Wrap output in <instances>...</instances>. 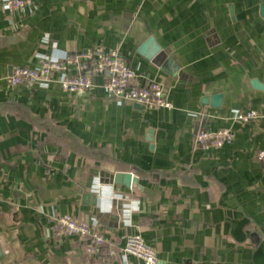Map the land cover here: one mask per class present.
Here are the masks:
<instances>
[{"label": "crops", "instance_id": "crops-1", "mask_svg": "<svg viewBox=\"0 0 264 264\" xmlns=\"http://www.w3.org/2000/svg\"><path fill=\"white\" fill-rule=\"evenodd\" d=\"M32 1L23 15L0 0V264H106L105 248L89 258L52 230L61 214L99 222L118 246L110 264H141L120 256L132 234L160 264H264V0ZM96 48L118 49L174 107L118 102L101 77L81 95L58 73L8 89L40 54ZM206 121L234 140L200 147Z\"/></svg>", "mask_w": 264, "mask_h": 264}, {"label": "built area", "instance_id": "built-area-1", "mask_svg": "<svg viewBox=\"0 0 264 264\" xmlns=\"http://www.w3.org/2000/svg\"><path fill=\"white\" fill-rule=\"evenodd\" d=\"M3 7L8 12H20L26 15L34 7L32 0H3ZM60 74L58 83L69 94L89 93L94 88L96 77L104 80L103 87L110 97L118 102H131L150 111L172 109L174 106L166 95L164 86L137 72L118 49H88L65 53L61 56L38 55V65L34 68L17 66L7 78V86L14 91L20 86L34 89L48 87L54 82V75ZM255 111H232V120L250 122L258 119ZM234 140L230 129H214L207 121L201 125L196 135V142L202 148H219ZM256 157L263 165L264 149ZM52 230L60 237H76L87 245V256H99L105 248L109 259L118 255V246L110 241L101 230L96 219L87 221L73 214H61L53 218ZM120 256L126 263L133 257L141 264H160L158 251L148 244L139 234L128 235L120 248Z\"/></svg>", "mask_w": 264, "mask_h": 264}, {"label": "water", "instance_id": "water-1", "mask_svg": "<svg viewBox=\"0 0 264 264\" xmlns=\"http://www.w3.org/2000/svg\"><path fill=\"white\" fill-rule=\"evenodd\" d=\"M107 174V173H106ZM104 175V173H103ZM114 181H123L127 185H131V182L136 181V178L131 173H114L110 175Z\"/></svg>", "mask_w": 264, "mask_h": 264}]
</instances>
